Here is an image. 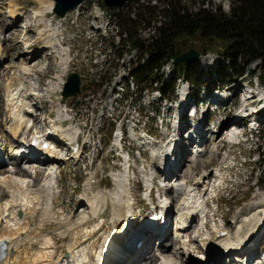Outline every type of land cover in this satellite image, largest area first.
<instances>
[{
	"label": "rangeland",
	"instance_id": "rangeland-1",
	"mask_svg": "<svg viewBox=\"0 0 264 264\" xmlns=\"http://www.w3.org/2000/svg\"><path fill=\"white\" fill-rule=\"evenodd\" d=\"M10 1L11 0H0V45H1L0 49H5V47L9 48L7 55H9L10 49L12 50L10 54L11 55L10 58L6 59L4 57L3 59H0V115H1L0 118L1 119L3 117L5 118L2 108L3 107L2 94L4 93L3 91L4 84L6 80L9 79L10 76L12 83L14 85L18 84L17 81L19 79L16 78L18 77L17 69L22 68L21 66H24V64L22 63L23 61L21 62L20 60V58H22L24 44L23 42L21 44L19 42V36L21 33L20 30H24L25 32L24 28L21 29L24 24L23 22L25 21L24 18H27V20H29L30 17L33 16V12L37 8L41 7L40 0H15L17 7L19 8V11L23 15V17L21 16L22 18L20 17L21 19H19V22L17 21L19 23V27H21L20 30H18V28H14L18 26L17 23L16 26H12V24H10L11 22L8 17L10 14L9 11L10 8L8 7L10 6ZM47 1L48 3L53 2L52 0L51 1L47 0ZM154 1L157 0H151V3H153ZM203 1L204 4H200L198 0H189V5L192 10H196L199 7H206V8L220 7L222 11L228 12L230 9V4L232 3L233 0H203ZM131 2H129V4ZM132 7L134 8V5H132ZM132 7L128 8L125 6L122 8L120 12H118L115 7H105L102 0H85L81 6L77 7L75 10L70 11L68 15L61 20L58 19L57 16H55L54 14L48 12L46 18L48 17L50 20H52L54 30L58 34H60L58 35L59 39H62V42L64 43V47L69 48L70 51L69 55L71 62L69 63L68 66L69 71H67V74L65 75V80L70 74V72L72 71L77 72L80 75V79H81V91L79 94L75 96H69L65 100H63L62 97L63 85L61 90H58V92L56 91V89L52 90L53 88H56L55 81L52 80V83L47 85L46 82L47 79H53V77H55L56 74H58V69H59V67L56 65L57 64L56 59H58L59 55L54 51L53 48H47L45 53L43 52L44 54H41L39 60L42 62L41 65H44V68H41L40 71H38V73L40 74H38V77L36 78L34 77L35 80L31 79V81L33 80L32 82L35 81L34 87L35 88L38 87L40 92L43 88L46 87L45 89H50L51 93H55L52 94V100L55 101L56 103H59L60 107L65 105L66 109L69 111V115L71 114V117H73L74 115V119H72L74 121L71 120L69 124L68 122H63L64 126L75 125V128L78 129L77 127L78 125L80 127L82 137H84L85 139L87 135L88 138L85 139L86 141L88 140V147H86L87 149H84L85 148V144H84V148L82 150L83 153L80 154L81 160L73 161L72 159V161H70L68 165H63L62 167H60L62 163L58 162L57 164L59 165L58 170H60V168L62 169L58 174L59 177L56 176L60 187L55 188L54 191L52 190L53 192L51 191L37 192L35 190L37 186H32L34 187L31 189L32 193L38 194L40 203L47 204L46 209L44 208L43 211L40 212V215L37 216L34 215L33 218L38 224H40V222H42V220L46 215L48 214L54 215L52 214V209H53L54 212L58 213L59 219L60 220L63 219L61 221L66 222L65 224H68V222L72 220V223L75 226L77 221L88 220V219H90L88 220V222L94 223L95 219H91V215L86 213L87 205L84 204L86 201L82 203L80 201L87 200L88 201L87 203H89L90 199L92 198L93 201H95L96 199L101 203L105 199L106 202L104 203L102 202L103 204H101V210L98 214V217H102V218L104 217L106 223L103 229L99 233L100 235L98 236L99 238L95 240V243L102 241V238L105 235L104 233L108 229H113L112 224L115 220L116 221L120 220L118 224L116 223V228H121L123 226L124 222L122 219L124 218V213L130 206V204L127 203V197L125 198V202L123 199L122 200L123 202L121 201L122 204L120 203L118 196L120 190L117 186H115L114 180L110 176L111 172L122 171L126 166L125 160H123L118 155L120 154V156L125 157L126 152H129V154H131L129 164L132 165L129 168V174H128L129 183H130L129 193L132 194V196L130 195L131 196L130 200H132L130 201V203H132V206L141 208L142 206L145 205V202L141 201V199L144 197V193H142V191L145 190L143 185L144 184L146 185L147 183L146 180H144L143 178V173H141L142 172L141 164L146 163L147 165H145L144 167L150 169V166L148 167V165L152 164L150 158V154L152 150L158 149L157 151H166V149L161 150V145L165 142V138H161V134L158 128L154 126L153 118L151 117L152 110H154V112L161 110V114H164V111H162V109L159 108V105L163 104V100L161 99V100L148 102V97L146 96L147 89L154 88L156 83L151 84L152 77H150V75H147V73L145 72L142 73L140 79H138L137 81L141 86L148 88L141 91L142 100L140 97V100L138 102L136 101L135 102L136 104L134 103L135 105L133 107H139L141 113L140 116H142L143 118L142 121L140 120V126L138 127L137 133L142 134V130H145L151 135L155 134L156 139L154 138V136H152L153 139L156 141L155 145H153L154 148L151 149V145L141 144V142H146V141L144 139L139 140L138 137H137V140H139L138 142L132 141L133 139L130 141H128L129 139L125 140L123 150H120L119 148L113 145L112 142L114 141V138L112 137V133L116 127L114 118L118 119L119 117H123V115H125V119H128L130 110H132L131 108L129 110V107L127 106L129 105L128 104L129 100L124 102L126 105V107H124L123 109L124 111H121L122 109H117L110 119L103 118L102 116H100V119H98V113L100 114L101 108L105 106L102 100L104 99V95L106 94L107 90L112 86V83L114 81L118 82L119 79L122 80L123 76L128 75V72H130L133 69V66L135 65L138 59L137 52L132 51V53H128V52L126 53V48L128 47V44H126V42L124 41V37L126 36L125 34L122 33V29L119 26L118 17H117V14L124 13L123 12L124 10H128V9L134 10ZM96 10H99V12L103 13L105 21L108 22L109 27L105 34L102 33L100 30L92 28V25L95 26L96 24L101 23L100 18H96V19L94 18L97 15ZM17 14H19V12ZM34 18H36V16ZM11 21L13 20L11 19ZM32 28L34 29L35 32H33V34H31L30 37L35 38L36 33H41V32L38 27H32ZM149 33H152L151 27H144L143 25H138L136 27L137 38L144 39L147 37ZM183 42H185V45L188 46L186 47V50L187 48L188 49L193 48L200 53L202 51L203 45L205 44V41L200 39L199 40L196 39L194 41L186 39ZM41 44L42 43L37 44V47H39V45ZM221 45L222 43L219 41L214 44L211 51H209L206 54H200V56H198L196 59L191 60L189 66L193 67L192 73L186 76L180 75L183 77H180L175 81L176 84L175 88H178L179 84L186 85L185 83L186 78L191 79V82H193L192 84L193 96L190 98L191 100L196 99L197 94L199 95L203 91H205L207 87L210 85L209 84L210 82L214 83L211 84L210 87H213L214 85L217 84L219 85L221 84L225 86L228 85V88H224L220 93L230 95L229 98H227V100L225 101H217L219 112L211 116V122L207 125V127L210 129V132L207 133V135L209 134L208 140H210L211 137H213L214 139L213 144L211 142L209 144L208 142H206V144L208 145L204 147L205 153L204 152L202 153L201 156L202 160L200 161L199 166L197 164L195 168L191 169L192 170V174L190 175L191 178L188 177L189 171L186 169V167L190 166L189 155H188L189 153L187 152L186 153L184 152L183 155L181 156L182 159H181L180 167H182L181 168L182 171L180 172L178 171L176 175L177 177H179V179H183L185 182H187L188 180L190 184L194 186L193 185L194 181L197 178L199 179V176H201L204 173V171L210 172V175L213 177V180H211L212 182L211 184L214 185V187H212L214 192L213 193L209 192V194L206 196V201H207L206 203L208 206H210L209 204L211 198L208 197L214 198V195L217 194L216 195L217 200L216 201L214 200V204L212 205V207H210L212 209L211 213L218 216L219 223L220 224L224 223V225H226V228L230 233L229 235L232 236L233 232H235L236 229V224L234 223L235 220L237 218L238 220L239 219L242 220L244 215L249 217L257 209L256 207L255 209H253L251 213H249L250 207L246 208L247 203H249L251 200L254 201V197L261 198V196L264 195V107H263L264 104L262 105V103H259L258 101H254L255 103L253 108L261 111L260 114L255 115V118L262 121L261 123H259L260 126L259 133L257 135H252V133L248 130L249 126L251 125H247L246 127L243 128L240 127L237 129L238 131L243 130L244 132H247V135H241L240 138L245 139L247 137L248 140L246 142H243V145L236 146L230 144L229 142L230 136L234 132L232 131V129H230L231 126L229 123L232 122L230 121V119L233 118L234 111L236 110L237 105L239 104L238 107H240L246 99L244 98V96H242V93L243 90L246 88L245 86L250 78V74L247 75L244 74L243 76L244 78H241L240 82L239 81L234 82L233 78H235V74L229 68V61L224 60L222 56L223 50L221 48ZM14 63H16V65H14ZM30 64L31 62H28V65ZM220 65H224L226 68H222L220 67ZM258 65H259L258 61L251 63V67L253 68L254 75L251 77L250 81L251 83L254 84L258 81V79H262L263 76L262 71H260V69L258 68ZM23 70H25V68ZM36 70H38V68ZM161 70L164 73L165 83L168 82L171 79V77L176 76V78H178L179 76L178 67L176 63H174V61H171V59L167 61V63L162 67ZM209 74H211V77L208 76ZM111 76L113 77L111 78ZM20 77L22 78V75ZM129 87L128 89H125V91L128 93L131 92V89H129ZM236 88H237L236 90L237 92L235 91ZM261 88H259L261 90L258 92V95L264 94V85H262ZM254 90L256 89L254 88ZM165 91L167 94H169L168 87L165 89ZM28 92L29 91H27V93ZM154 95L157 96V94ZM251 97H254V95H252ZM251 97H247V98H251ZM259 97L262 98V96ZM44 99H46V103L43 101ZM252 101L253 100L250 99V101L248 100V103L250 104ZM32 103L36 104V109H38L37 113L40 114L37 117L40 116L43 118L47 114H51V115L54 114L52 109L49 108V106H51V103L47 100V98H44V96L42 97L36 96V99L31 98L30 100H26V104L29 105ZM124 103L122 101V103L120 104L121 107ZM58 109L59 108L57 109L54 108V111L56 112L55 115L56 117L58 114L57 112ZM169 112L173 113V110L172 111L169 110ZM43 123L46 124L44 120ZM93 124L98 125L96 126L97 129L94 127L95 130H93L92 128L94 126ZM126 124L127 126L129 125L128 122H126ZM215 124L221 126L222 127L221 131L223 132L220 131L219 134L214 137L215 135L214 131L218 130L216 129L217 127L214 126ZM51 126L52 124L50 125L49 128H51ZM0 129H2L1 125H0ZM44 130H47V128L45 127ZM8 140L10 142V139ZM10 148L13 150V145ZM16 151L17 150H13L12 152L15 153ZM69 154L74 155V153L72 154L69 153ZM67 155L68 154H66V156ZM149 161L151 163H149ZM29 165L34 166L33 164H29ZM65 166H67V168ZM8 167H9L8 163L4 164L3 166V168H8ZM152 169H156V168L153 166ZM28 172L30 174L28 173L27 177L31 183L32 182L34 183V180L37 179L36 183H34L35 185L37 184L38 181L40 182L41 179L43 178V173L38 175L37 173L33 174L32 170ZM189 173H191V171ZM93 177L94 179H92ZM90 179L94 180L95 182L89 184ZM154 185H157L156 182H154ZM169 185L170 184H168L167 186ZM193 188H196V190L199 193L203 192L204 190L201 185L194 186ZM55 190L57 191V193L55 192ZM86 194L87 196H85ZM104 194L106 198L104 197ZM83 198H87V199H83ZM98 198L101 199L99 200ZM174 199L176 201L178 198L176 197ZM48 202L49 204L50 203L52 204L51 211L49 210ZM210 208H208V210H210ZM214 210H216V212ZM240 213L241 214L244 213V215L240 216ZM138 214L139 212L136 211L134 214L135 219L139 216ZM70 216L71 218L72 217L73 218L71 219ZM145 216L146 215L144 214V217ZM220 216L223 217V221H220ZM195 222L196 220H194V223ZM194 223L190 229L194 228L195 225ZM58 224L59 223L57 221L56 222L52 221L50 224H45L44 231L49 233L48 236L46 237L54 238L56 246L60 247V245L63 244L61 243V239L63 236L62 235L60 236V234H63V232H61V230H58ZM73 225L69 227H64L63 225V230L68 232L69 231L73 232L74 231ZM246 229L247 227L246 225H244V231ZM211 234H214V231H211ZM212 236L207 235L202 237L201 241L204 246L203 245L201 246L208 248ZM34 241L35 243H38L37 240ZM105 242H106V238L104 243ZM213 244L216 243L213 242ZM120 245H122L121 248H126V249L128 248L125 247V245H123V242L121 241H120ZM193 246L194 248H198V251L202 250L200 249L201 246L199 243L198 244L194 243ZM126 249H123V251ZM171 250L173 249L170 248L169 251L170 256L174 255L173 254L174 252L171 253ZM216 250H218V248ZM113 251H114V247H113ZM125 255L126 252L122 256ZM151 255H153V253ZM189 256L186 259L184 257L183 259H181L180 257L178 259L180 261L179 264H192L190 260H187ZM198 256L199 255H197V257ZM198 260H200V258H198ZM99 263H101V257L100 259L98 258L97 260V264ZM131 264H132V260H131Z\"/></svg>",
	"mask_w": 264,
	"mask_h": 264
},
{
	"label": "bare ground",
	"instance_id": "bare-ground-1",
	"mask_svg": "<svg viewBox=\"0 0 264 264\" xmlns=\"http://www.w3.org/2000/svg\"><path fill=\"white\" fill-rule=\"evenodd\" d=\"M40 1H41V7L37 8L33 12V16L32 18L30 17L29 20H27V18H24L25 21L24 22L22 21L24 23L23 26L20 25L22 26V28L19 27L18 22H19V19L23 17V15L19 11V8L17 7L15 0H11L10 6H8L10 8L9 10L10 14L8 16L11 22L10 24H12V26H16V23H17L18 26L14 28H18V30H20V28L25 29V32L23 30H20L21 33L19 36L20 44L22 42L24 44L22 58H20L21 62L23 61L22 63L24 64V66H21L22 68L17 69L18 77L16 78L19 79L17 81L18 84L14 85L12 83V80L10 78L11 76H10L9 79L6 80V83L4 84V89H3L4 90L3 114L5 115V118L3 117L0 120L1 121L0 125L2 128V132H3L0 135V140H1L0 149L3 150V155L2 154L0 155V240L3 241L4 244L6 243L7 247H6V255L0 261V264H66L68 261H69L68 264H97V260L98 258L100 259V257H101V263L106 262V261L109 262L113 260L110 262V264H131V260H132V264H137V261L139 258L134 257L131 259H127L128 258L127 253L125 256H122L123 249H126V248H121L122 246L120 245L121 237L118 234L119 230H114L116 229V223L118 224L116 220L112 224L113 229H108L104 233L105 235L103 236L102 241H99L101 243L99 242L95 243V240L99 238L98 237L100 236L99 233L103 229L106 223V220L104 217L103 218L98 217V214L101 210V204L106 202L105 199L104 201H102L103 203L102 202L100 203L96 199L95 201H93L92 198L90 199L89 203H87L88 202L87 200L80 201L81 203L86 201L84 203L88 205L86 206V213L90 214L91 219H95L96 223L95 222L90 223L88 222V220L90 219H88V220L77 221L75 226L73 225L72 220H70L68 224H65L66 222L61 221L63 219L61 220L59 219L58 213L54 212V210L52 209V204L51 203L49 204V202H48L49 210L51 211L52 209V214L54 215H51V214L46 215L44 219L42 220V222H40V224H38L33 218L34 215L36 216L40 215V212H42L44 208L46 209L47 204L43 203L42 201L41 202L43 204L40 203L38 194L32 193L31 189L34 188L32 186H37V188L35 189L37 192L38 191L39 192H42V191L53 192L55 188L60 187L56 176H58V174L60 173V170L62 169L60 168V170L55 169L54 171H52L49 168L50 164L54 162V164L57 165L58 162H61L62 164L60 165V167H62L63 165H68L70 161H72V159L73 161L81 160L80 159L81 155L75 154L77 151L74 153V155L69 154L70 157L68 156L67 158V156H63V151L67 150L65 147L64 149L62 148L61 154H59L57 150L54 149L56 147H63V145H67L69 142H73L75 140L77 130L80 129L79 127L78 129L75 128V125L61 126L59 124H55L54 121L58 119L59 117L69 115V111L66 110L64 112V109L60 107L59 103H56V105H54L55 106L54 108L56 109L59 108L57 111L58 112L57 117L55 116V118L51 117L48 119L49 123L52 124L50 130H52L53 134H51V137L43 136V138L45 139H50V147L43 149V151L40 153L41 155L40 158L42 161L44 160V162L37 161L35 165L37 166V174L40 175L43 173V178L41 179V181L40 182L38 181L37 184L35 185L34 183H36V180H37L35 179L34 183L31 184L30 180H28V177H27L29 173L28 170L24 169L23 167H20V164H17V166L13 170H8L2 167V164L5 163L6 160L13 159L12 151L9 148L10 144L8 142L9 141L8 136L14 139L16 142L20 141L17 139V137L22 138L27 133V126L25 122V120L27 121V117L31 119L30 116L40 115L37 113L38 109L26 107L25 100L27 99L28 95L32 94L30 88L31 86H34L35 84V81L32 82L33 80L31 81V79L35 80V78L38 77V74H40L38 73V71H40L41 68H44V65H41L42 62L39 60V58L41 57V54H44L47 48H54L55 52L59 55V58L56 59V63H57L56 65L59 67L58 74H56V76L53 77V79H50L51 82L50 80L46 81L47 85L52 83V80L56 82L55 83L56 88H53L52 90L56 89L57 92L58 90H61L62 85L65 80V75L67 74V71H69L68 66H69V63L71 62L69 58L70 51L69 49H65L66 47L65 48L63 47L64 45L62 43V40H60L58 37V35L60 34H58L54 30L53 23L51 22L52 20H50L48 17L46 18L48 12L52 14L54 13L53 12V2L48 3L47 0L45 1L40 0ZM18 12L19 14H21L22 16L21 18L18 17L17 15ZM35 16L36 18H34ZM11 19L13 21H11ZM32 27H38L41 32V33H36L35 38L30 37L31 34L35 32ZM39 43H42V45H39V47H37V44ZM8 51H9V48H6V47L5 49H0V59H3L4 57L6 59L10 58L11 57L10 54L12 50L10 49L9 55H7ZM21 62H18V63H21ZM28 62H31V64L28 65ZM14 65H16V63H14ZM24 68L25 70H23ZM37 68L38 70H36ZM21 75H22V78L20 77ZM28 90H30V92L26 93V91ZM32 90H34L35 91L34 94H37V95L45 96V95L51 94L50 89H45V88H43L42 90L40 89L41 91H43L42 93L39 91L38 87ZM236 90L237 88L235 89V91ZM257 96H258V100L262 99L261 102L263 105L264 104V94H260ZM259 96H262V98H260ZM244 98L246 99L242 103V105L246 104V102L248 103V100L250 101V99L253 100L254 97H251V98L244 97ZM37 107H40V106H37ZM236 116L234 118V121L240 122L241 120L238 119V117ZM43 120H44V117L43 118L40 116L37 117L36 124L42 123ZM216 129L218 130L214 131L215 132L214 137L219 134L222 127L219 126ZM235 135H236V132H233L232 135L230 136V140L233 139ZM63 138H65L66 140H63ZM86 138H87V135L85 139ZM204 138H205V141H208L206 137ZM138 139L142 140L144 139V137L138 136ZM115 140H116L115 143H117L118 138H116ZM213 140L214 139L212 138L211 140L212 144H213ZM41 145H42V142H40V145L37 147L38 150L41 147ZM169 147H171V143H168V145L166 146V151H157L158 149H154L152 150L150 154V158H151V162L153 166L155 168L158 167L160 170H157V171L161 172L162 174H164L165 169L166 170L168 169L165 163V159H166V155H167V151ZM84 149H87V148H84ZM201 154H202V149L200 150L199 153H197L193 158L189 160V162L191 161L190 166L187 168L189 172L191 171V173L187 171L189 174V177H191L190 175L192 174L191 169L195 168L197 164L199 166L200 161L202 160L200 159ZM127 156L128 155H126V157ZM152 164L148 165V167L150 166V169L153 168ZM65 167L67 168V166ZM181 168L182 167H179V172L182 171ZM128 174H129V169L128 171L127 169H125L124 171H118V172L114 171L110 173L111 178L114 180L115 186H117L120 190V193H118L120 203L123 199L125 202V198L127 197V203L130 204V206L124 213L123 221L126 223L130 219V215H131L130 208L132 205L130 203V201H132L130 200L131 199L130 197L132 196V194L129 193L130 183H129ZM157 176H161V174L158 173ZM171 179H168V178L165 179V183L162 186H166L167 184H169ZM196 180L193 183L194 186L201 185L202 188L203 186H207L208 188V184L212 183L211 180H213V177L210 175V172L204 171V173L201 176H199V179L197 181ZM174 183H175L176 188L178 189V194L179 195L182 194L183 196L182 199L179 198V200L177 201L178 204L175 205L176 217H175V231H174L175 234L173 233L174 243H180L183 246L181 247V249L184 250L185 249L184 243H186L187 239L185 238L186 235H184V239L181 240V235L183 232L187 230L185 224H187L189 227L193 226V223L195 220L194 218L198 215L202 216L204 210L197 211V206L194 205L193 199L197 195V193L195 192L196 188H193L194 186H192L190 183L187 184V182H185L183 179H179V177H177L174 180ZM89 184H91V179H90ZM56 190L55 192L57 193ZM171 191L174 193L173 190ZM85 196H87V194ZM104 197H105V194H104ZM83 199H87V198H83ZM166 201L162 202V204L159 205V208L162 209L163 207H165L166 203L168 202ZM249 207H250L249 213H251L253 209H255L256 207L257 209L249 217L245 216L244 213L243 214L240 213V216H243V215L244 216L242 220L240 219L238 220V218L235 220L234 223L236 224V229H235V232H233L232 236H230L229 235L230 233L228 232V234L224 235L223 237H217L216 234L219 230L218 228L215 229L214 234L212 238L210 239V245L208 248L209 250L208 253L210 254L211 258L216 259L215 257L218 256L220 258L217 260H220L222 256L227 257L228 254L233 256L234 253L240 252L241 248L247 247L250 241L252 242L255 241V239L262 234L263 232L262 224H264V195L261 196V198L254 197V201L251 200L249 203H247L246 208H249ZM170 210H171L170 211L171 213L172 209ZM18 212H19V216H18ZM192 214H194V217L190 219V221H188L189 217ZM166 215H168V211L165 213V216ZM52 221L54 222L57 221L59 223L58 230H61V232H63L64 234L63 235L59 233L60 236L61 235L63 236L61 239V243L63 244H61L60 247L56 246L54 238L46 237L48 236L49 233L44 231L45 224H50ZM164 221L166 222L165 219ZM63 225L64 227H69L73 225L74 231L73 232L64 231ZM244 225H246L247 227L245 231H244ZM195 226L193 229H190V230L194 231L195 234H198L199 231L197 230V228H195ZM127 230L123 233V235H126ZM223 230H226L227 232L228 229L224 227ZM203 231H204V228L202 229V234H203ZM39 232H40V235H39ZM138 233L139 231L137 232V234ZM105 238H106V242L104 243ZM130 238L131 237H128L125 240V242H127V240ZM194 239L197 240L196 238ZM34 240H37L38 243H35ZM213 242H215L216 244H213ZM187 246H190V243ZM113 247H114V251H113ZM167 247H168V242L160 243L159 244V254L161 256L159 257V255H153L152 257L151 256L148 257L150 259V262H148L147 264H179L180 261L178 259L180 258V255H181L180 253H182V251H179V252L176 251L173 253L174 255L170 256L169 251H167ZM217 248L218 250H216ZM111 252L114 253V255ZM183 255L186 257V251L184 252ZM246 256L247 258H249V253H246ZM202 257H203V254L199 255L196 258L197 259L200 258V260H202ZM158 260L160 261L158 262ZM187 260H190L192 264H202L201 261L198 262V260H195L194 257L192 256H189ZM238 260L240 259L238 258ZM257 260H258L257 264H264V260H259V259Z\"/></svg>",
	"mask_w": 264,
	"mask_h": 264
},
{
	"label": "trees",
	"instance_id": "trees-1",
	"mask_svg": "<svg viewBox=\"0 0 264 264\" xmlns=\"http://www.w3.org/2000/svg\"><path fill=\"white\" fill-rule=\"evenodd\" d=\"M198 1L204 4L203 0ZM127 7L134 10L127 8L124 13L117 14L119 26L126 36V50H137L140 58L148 55V60L140 66L139 79L145 72L152 77L151 84L156 83L164 91L167 84H163L161 66L186 51L188 46L184 40L200 39L205 41L202 53L211 50L215 43H222V56L229 61V68L236 78H242L246 72L254 74L251 63L258 61L264 82V0H233L228 12L220 7L192 10L189 0H157L153 3L151 0H132ZM138 25L151 27L152 33L144 39L137 38ZM176 65L180 75L186 76L193 71L188 62Z\"/></svg>",
	"mask_w": 264,
	"mask_h": 264
},
{
	"label": "water",
	"instance_id": "water-1",
	"mask_svg": "<svg viewBox=\"0 0 264 264\" xmlns=\"http://www.w3.org/2000/svg\"><path fill=\"white\" fill-rule=\"evenodd\" d=\"M85 0H53V11L59 17H63L68 11L76 8L81 5ZM131 0H103V4L106 7H117L118 10H121L124 5H126ZM212 40V39H211ZM200 55L198 51L193 48L186 50L185 52L179 54L175 58V62H189L194 60ZM80 77L77 72H71L64 83L62 97L65 100L68 96H74L80 92Z\"/></svg>",
	"mask_w": 264,
	"mask_h": 264
}]
</instances>
